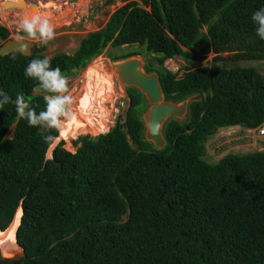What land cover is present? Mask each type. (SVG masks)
<instances>
[{"label":"trees","instance_id":"16d2710c","mask_svg":"<svg viewBox=\"0 0 264 264\" xmlns=\"http://www.w3.org/2000/svg\"><path fill=\"white\" fill-rule=\"evenodd\" d=\"M261 7L264 0L130 1L73 54L52 57L68 76L107 47L142 48L112 60L149 54L144 70L158 75L166 101L201 95L185 121L165 123L162 149L143 138L147 104L126 88L123 122L72 141L74 153L60 142L47 159L44 137L55 139L58 130L30 126L14 101L23 95L44 110L48 93L24 70L49 43L29 57H0V90L12 101L0 107V230L21 208L19 264H264V149L205 160L218 130L264 122V75L246 65L264 61L251 20ZM9 36L0 25V46ZM210 53L208 67H194ZM176 57L186 64L180 76L164 67Z\"/></svg>","mask_w":264,"mask_h":264},{"label":"rangeland","instance_id":"374dc122","mask_svg":"<svg viewBox=\"0 0 264 264\" xmlns=\"http://www.w3.org/2000/svg\"><path fill=\"white\" fill-rule=\"evenodd\" d=\"M7 0H0V6L2 2ZM13 1V0H8ZM23 8H29V4L34 3L36 10L39 14L46 16L50 23L53 25L54 36L53 39L49 41L47 49L44 54L46 56L53 57L58 53H64L71 55L78 48L80 40L89 33L100 30L104 27L109 19V16L119 7L123 6L130 1L138 0H23ZM17 5V2H16ZM27 6V7H26ZM149 10V8H148ZM35 11V12H36ZM32 13H34L32 11ZM25 14V13H24ZM2 16V17H1ZM0 17V25L7 28L10 32L9 38L18 39V37H24L22 40H28L34 42L38 46L41 42L39 40L29 39L26 35L22 34L19 29L18 24L20 21L19 13L13 9H9L6 13H3ZM5 16V17H3ZM61 18V22L57 23V19ZM132 50L142 51V48L138 47H127L123 46L120 48L107 47L104 49L102 54L96 58L91 59L85 68L75 70L67 77L68 80V95L73 98V102L70 105V109H74L75 102L81 94V89L84 85L85 71L86 69L94 64L101 63L111 77L112 90L113 93L106 98H108L110 103H105L106 111L108 112L109 130L113 128L116 120L120 117L121 122L124 121V114L129 105V98L126 94V87H124L119 81L117 75L111 70L110 62H116L112 60L114 56H119L125 54ZM226 56V54H225ZM141 59L143 65H147L150 61L151 55L145 54L143 56H133ZM214 54L210 53L206 56V59L198 66L194 67H208ZM122 60V59H121ZM118 61V60H117ZM172 62L175 64L174 67L178 68L176 74L180 76L184 71V66L186 65L184 61L179 58H173ZM248 66H256L257 69L264 75V61H256L253 63L246 64ZM170 68V66H167ZM171 70V69H170ZM73 105V106H72ZM72 106V107H71ZM147 107L144 109L143 113L146 111ZM95 110L92 111V113ZM74 116H77L74 114ZM97 120L96 114L93 116ZM62 121L64 118H61ZM186 117H182L181 120L185 121ZM58 130V129H57ZM106 133V132H105ZM103 134V133H102ZM101 135V134H98ZM98 135L92 136L91 134H84L82 136H77L75 139L69 140V142H64L60 140L59 130L58 137L55 138V147L63 142V148L68 152L74 153L76 147L72 145V141L79 137L89 136L95 138ZM12 130L7 134V138H11ZM264 149V142L257 137L253 130H247L241 127H233L227 129H220L218 132L208 140L205 147V160L208 163L215 164L220 158L227 154H245L255 151H261Z\"/></svg>","mask_w":264,"mask_h":264},{"label":"water","instance_id":"95a60500","mask_svg":"<svg viewBox=\"0 0 264 264\" xmlns=\"http://www.w3.org/2000/svg\"><path fill=\"white\" fill-rule=\"evenodd\" d=\"M15 1L18 4L17 8L12 7V5L16 3ZM20 1L22 2V0L4 1L2 2L0 10L5 12L10 8H15L19 13L21 20L24 16V11L22 5L19 4ZM35 6L36 4L34 3L29 4L28 11L32 13ZM57 21V23L61 22V18L57 19ZM35 47L36 45L34 42L9 38L0 46V57L12 53H18L23 57H29ZM110 64L113 66L115 74L124 87L135 88L142 94L147 104L146 111L140 117L144 124L143 138L150 142L154 148L162 149L166 145L163 135L165 123L171 118L183 122L181 118L187 116L189 104L200 101L202 96L198 94L193 95L179 103L166 101L160 86L158 75L155 72L147 74L144 70V65L141 59L137 57H129L116 62L112 61ZM208 94L209 90L206 91V95ZM13 220L8 228L11 227ZM24 257V250L17 244L16 240L13 245L7 242L3 245V248L0 246V264H19V261Z\"/></svg>","mask_w":264,"mask_h":264},{"label":"clouds","instance_id":"9594fccd","mask_svg":"<svg viewBox=\"0 0 264 264\" xmlns=\"http://www.w3.org/2000/svg\"><path fill=\"white\" fill-rule=\"evenodd\" d=\"M251 20L255 25L256 35L264 40V7L254 11ZM18 27L29 39L39 40L43 45H47L54 36L53 25L46 16L39 13L25 14L19 21ZM18 39H24V37H18ZM51 59L50 56L34 58L24 70L26 77L34 78L38 82L39 91L48 93L43 97L44 110L37 112L23 95H18L14 104L17 116L25 119L30 126L60 129L62 127L61 118H68L71 115L70 105L73 98L67 94L69 91L67 77L62 75L59 67H52ZM10 102L12 101L8 94L0 90V107ZM44 140L49 145L47 158L51 159L55 139L49 135L45 136Z\"/></svg>","mask_w":264,"mask_h":264},{"label":"bare ground","instance_id":"6f19581e","mask_svg":"<svg viewBox=\"0 0 264 264\" xmlns=\"http://www.w3.org/2000/svg\"><path fill=\"white\" fill-rule=\"evenodd\" d=\"M19 4L23 7L24 1H20ZM17 6L18 4L16 5V3L12 5V7L15 8H17ZM1 7L2 6H0V8ZM34 9L32 11L34 13H38ZM23 11L25 14H30L27 8H23ZM6 12L7 11L3 12L0 10V16ZM111 70L114 72L112 65ZM83 82L84 85L81 89V94L79 95L80 97L77 98L74 109H70V117L64 118L62 121V127L58 129L60 133L59 139L64 140V142H69V140H73L77 136H82L84 134H91L92 136L102 134L107 132L109 129V114L106 111L107 109L105 108V103L107 101V103L111 102L108 100L109 97H106L113 93L110 75L101 63H94L86 69ZM94 110L97 120L93 118L95 114L94 112L92 113V111ZM74 114L77 116H74ZM20 217L21 210L19 208L15 214L11 227L3 232L0 231V246L2 248L7 242L11 245L14 244L15 232L19 224Z\"/></svg>","mask_w":264,"mask_h":264},{"label":"built area","instance_id":"2783aa9c","mask_svg":"<svg viewBox=\"0 0 264 264\" xmlns=\"http://www.w3.org/2000/svg\"><path fill=\"white\" fill-rule=\"evenodd\" d=\"M174 65H175V64L172 62V59H168V60L164 63V67H165L168 71H170V72H172V73L175 74V73H177V72H174V70L177 71L178 68H175ZM167 66H170V68L167 67ZM170 69H171V70H170ZM253 132L257 135L258 138H260V139L264 142V122H263L259 127H257L256 129H254Z\"/></svg>","mask_w":264,"mask_h":264}]
</instances>
